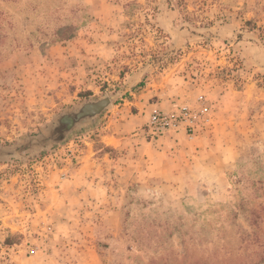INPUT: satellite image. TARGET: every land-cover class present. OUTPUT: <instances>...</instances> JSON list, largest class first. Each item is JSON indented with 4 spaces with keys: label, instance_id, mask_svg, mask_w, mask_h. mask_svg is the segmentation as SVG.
<instances>
[{
    "label": "rangeland",
    "instance_id": "374dc122",
    "mask_svg": "<svg viewBox=\"0 0 264 264\" xmlns=\"http://www.w3.org/2000/svg\"><path fill=\"white\" fill-rule=\"evenodd\" d=\"M145 88L189 117L153 136L148 110L106 147ZM104 94L88 128L0 161V264H264V0H0V145Z\"/></svg>",
    "mask_w": 264,
    "mask_h": 264
},
{
    "label": "water",
    "instance_id": "95a60500",
    "mask_svg": "<svg viewBox=\"0 0 264 264\" xmlns=\"http://www.w3.org/2000/svg\"><path fill=\"white\" fill-rule=\"evenodd\" d=\"M111 99L104 94L62 109L40 133L27 136L13 146L0 145V161L40 154L62 144L73 133L94 124L111 106Z\"/></svg>",
    "mask_w": 264,
    "mask_h": 264
},
{
    "label": "crops",
    "instance_id": "0c3cea01",
    "mask_svg": "<svg viewBox=\"0 0 264 264\" xmlns=\"http://www.w3.org/2000/svg\"><path fill=\"white\" fill-rule=\"evenodd\" d=\"M154 94H157L158 97L160 98L156 99V101L150 102L148 98H151ZM134 98H138V101L136 102V104L140 108V111H138V114H140L141 112H145V115L143 116V120L137 117L133 124H131L130 121H127L125 124H120L118 126L117 124L114 125L113 132L107 135H104L103 137V139L106 137L104 139L105 140L104 143L106 147H109L110 149H115V150L124 148L126 149V151H130V149L133 147V144L136 142H141V140H140V137L132 138V136L131 137L125 136L126 134L124 133H130L132 132L133 129H135V126L144 123L145 117L149 116L148 115L149 112H147L148 110L151 111L150 113H152L155 110H169L173 106V101L175 104L182 101V97L181 98H168L166 92L163 89H161V91H157V89L155 91H152L149 88H145L141 94L134 96ZM111 102H112V99H111ZM111 105H113V102ZM140 151L142 150L138 148V153ZM157 152H158V146H156L154 149H145L143 152L140 153L141 156H139L137 160H140L143 158V153H146L147 155H152L153 153H157ZM114 166H119L120 168H126V169L128 168V167H125L122 165H116V164ZM134 170H139V169L137 168ZM78 181L89 182L91 184L95 183L96 185L94 186L95 188H94L93 193L94 192L99 193V186L97 184H99L100 179L89 178V177L86 178V176H79L76 174L70 179V181H68V183H74ZM52 206L54 205L53 204L49 205V207H51V211H49L48 213H50L49 215H51V217H53L56 223H58L59 220L57 219V217L59 214H62L61 210L63 208H56L58 205H55L53 208Z\"/></svg>",
    "mask_w": 264,
    "mask_h": 264
},
{
    "label": "built area",
    "instance_id": "2783aa9c",
    "mask_svg": "<svg viewBox=\"0 0 264 264\" xmlns=\"http://www.w3.org/2000/svg\"><path fill=\"white\" fill-rule=\"evenodd\" d=\"M188 117L189 113L186 110H180L178 114H169L155 110L150 115L149 128L152 131V135L156 136L162 132L176 129L180 122Z\"/></svg>",
    "mask_w": 264,
    "mask_h": 264
},
{
    "label": "trees",
    "instance_id": "16d2710c",
    "mask_svg": "<svg viewBox=\"0 0 264 264\" xmlns=\"http://www.w3.org/2000/svg\"><path fill=\"white\" fill-rule=\"evenodd\" d=\"M168 4H169V6H171V7H174V8H176V9H180L183 5H185V0H165ZM134 3L133 2H131V3H126V5L124 6V8H125V13L127 14V12H128V9H129V7L130 6H132ZM245 23H247V24H250V22H249V20L248 21H246ZM13 238L11 237V236H8V237H6L5 239H4V241H3V243L4 244H11V243H13V240H12ZM262 260V259H261ZM192 264H200V262H199V260H196V261H194Z\"/></svg>",
    "mask_w": 264,
    "mask_h": 264
}]
</instances>
